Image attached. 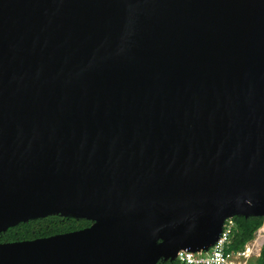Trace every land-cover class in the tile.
<instances>
[{
    "label": "water",
    "instance_id": "obj_1",
    "mask_svg": "<svg viewBox=\"0 0 264 264\" xmlns=\"http://www.w3.org/2000/svg\"><path fill=\"white\" fill-rule=\"evenodd\" d=\"M0 264H175L264 219V0H0Z\"/></svg>",
    "mask_w": 264,
    "mask_h": 264
},
{
    "label": "trees",
    "instance_id": "obj_2",
    "mask_svg": "<svg viewBox=\"0 0 264 264\" xmlns=\"http://www.w3.org/2000/svg\"><path fill=\"white\" fill-rule=\"evenodd\" d=\"M54 220L55 218L51 217L46 220H35L20 224L0 235V242L32 240L75 229L73 224H63ZM233 221L234 229L231 234L230 248H235L238 251L243 249V245L253 238L256 229L264 223V219L258 217L248 219L235 218ZM175 264L178 263L176 262ZM256 264H264V245L261 248L258 259H256Z\"/></svg>",
    "mask_w": 264,
    "mask_h": 264
},
{
    "label": "built area",
    "instance_id": "obj_3",
    "mask_svg": "<svg viewBox=\"0 0 264 264\" xmlns=\"http://www.w3.org/2000/svg\"><path fill=\"white\" fill-rule=\"evenodd\" d=\"M234 221L229 220L208 256H196L189 252L178 254V264H252L264 245V223L254 232L253 238L238 251L230 248ZM236 261V262H235Z\"/></svg>",
    "mask_w": 264,
    "mask_h": 264
},
{
    "label": "flooded vegetation",
    "instance_id": "obj_4",
    "mask_svg": "<svg viewBox=\"0 0 264 264\" xmlns=\"http://www.w3.org/2000/svg\"><path fill=\"white\" fill-rule=\"evenodd\" d=\"M55 218L54 221H58L60 223H63V224H73V230L71 231H67V232H62V233H57V234H54V235H58V234H65V233H71V232H77V231H81V230H84L86 228H89L91 226V222L90 221H87V220H83V219H76V218H63V217H59V216H49V217H45V218H42V219H38V220H46L48 218ZM35 221V220H34ZM50 221V220H49ZM23 224H26V223H23ZM6 233V232H5ZM5 233H2V234H5ZM0 234V235H2ZM53 236V235H52ZM49 237V236H48ZM44 238V237H42ZM37 239V238H35ZM0 243H8V242H0ZM160 264H171L169 262H164V261H160Z\"/></svg>",
    "mask_w": 264,
    "mask_h": 264
},
{
    "label": "rangeland",
    "instance_id": "obj_5",
    "mask_svg": "<svg viewBox=\"0 0 264 264\" xmlns=\"http://www.w3.org/2000/svg\"><path fill=\"white\" fill-rule=\"evenodd\" d=\"M235 262H236V261H235ZM252 264H256V261H255V260H253Z\"/></svg>",
    "mask_w": 264,
    "mask_h": 264
}]
</instances>
